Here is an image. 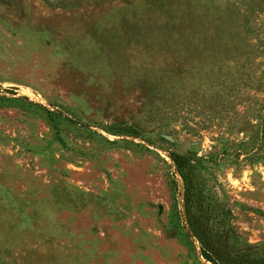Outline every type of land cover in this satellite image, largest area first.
Wrapping results in <instances>:
<instances>
[{"label": "rangeland", "instance_id": "374dc122", "mask_svg": "<svg viewBox=\"0 0 264 264\" xmlns=\"http://www.w3.org/2000/svg\"><path fill=\"white\" fill-rule=\"evenodd\" d=\"M199 225L264 257V0H0V264H216Z\"/></svg>", "mask_w": 264, "mask_h": 264}, {"label": "trees", "instance_id": "16d2710c", "mask_svg": "<svg viewBox=\"0 0 264 264\" xmlns=\"http://www.w3.org/2000/svg\"><path fill=\"white\" fill-rule=\"evenodd\" d=\"M48 113L50 115H53L54 113L52 111H48ZM189 157L187 156H183V155H176L174 157V160L177 164H180L182 161L183 162H189ZM186 160V161H185ZM184 180L186 181V174L182 171L181 172ZM209 231V228L204 227L199 225L198 227H195V232L198 234V237L200 239L201 245H202V253L204 255L205 258H207V260L212 261L213 263L216 264H226L225 260H223L225 257V255H220L218 251H216L214 249V247H212L209 243L208 240L204 237V234H207V232ZM255 249L260 248L259 246H255L253 247ZM254 253L252 251H245V252H240V253H235L234 254V260H238L240 263H245V264H262V262L264 261V257L263 258H256L255 256H253ZM232 256V255H231ZM221 257V259H220ZM238 263V262H237ZM227 264H230L227 262Z\"/></svg>", "mask_w": 264, "mask_h": 264}]
</instances>
